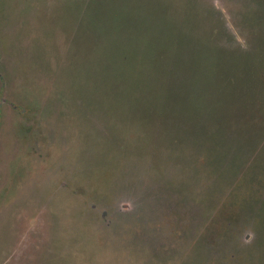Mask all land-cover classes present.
I'll use <instances>...</instances> for the list:
<instances>
[{"label": "rangeland", "instance_id": "rangeland-1", "mask_svg": "<svg viewBox=\"0 0 264 264\" xmlns=\"http://www.w3.org/2000/svg\"><path fill=\"white\" fill-rule=\"evenodd\" d=\"M0 264H264V0H0Z\"/></svg>", "mask_w": 264, "mask_h": 264}]
</instances>
